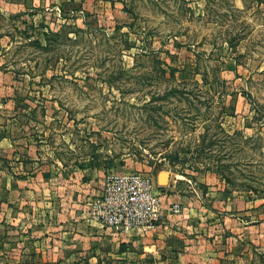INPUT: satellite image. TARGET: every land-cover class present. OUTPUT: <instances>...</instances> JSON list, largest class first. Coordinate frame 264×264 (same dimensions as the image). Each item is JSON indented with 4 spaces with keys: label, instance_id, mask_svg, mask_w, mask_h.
I'll use <instances>...</instances> for the list:
<instances>
[{
    "label": "rangeland",
    "instance_id": "obj_1",
    "mask_svg": "<svg viewBox=\"0 0 264 264\" xmlns=\"http://www.w3.org/2000/svg\"><path fill=\"white\" fill-rule=\"evenodd\" d=\"M65 9L0 19L28 94L0 137L46 172L44 191H0V264H264V0ZM20 155L17 176L36 167ZM120 182L181 211L161 232L107 225Z\"/></svg>",
    "mask_w": 264,
    "mask_h": 264
},
{
    "label": "crops",
    "instance_id": "obj_2",
    "mask_svg": "<svg viewBox=\"0 0 264 264\" xmlns=\"http://www.w3.org/2000/svg\"><path fill=\"white\" fill-rule=\"evenodd\" d=\"M86 1L88 2L89 0ZM81 3L82 0H0V19H23L27 16H41L43 14L44 18L49 15V18L57 20V17H59L58 13L66 12L65 10L67 9L65 8L74 10L79 8ZM2 47L0 45V51ZM23 86L22 77L8 72L0 57V116L5 118L8 123L10 120L13 121L18 115L15 110L17 99L19 97L24 99L28 95L27 93L22 94L21 87ZM0 130L5 131L1 126ZM7 130L9 131L7 136L0 137V191H20L18 192V196L22 194L21 191H24V194H34L35 191H44L42 182L45 183L44 177L46 172L42 170V166L36 163L39 161L36 151L30 143H26L24 147L20 146L23 142L19 141L20 137L15 135L16 129H11L10 131L8 126ZM17 152L22 157L23 155L27 156L29 161L33 162L32 165L36 166L37 169L35 167L34 170L31 169L29 172H18L19 175L17 176L11 167L12 155ZM14 160L19 161L18 157L14 158ZM212 195H215V193H212ZM172 197L169 199V202L175 201L176 196L173 195ZM162 215L163 217L157 226L153 229H148V231L161 232V229H164L162 227L164 224L166 228L167 222L169 223L172 220L168 207H162ZM182 222L185 225L186 222Z\"/></svg>",
    "mask_w": 264,
    "mask_h": 264
},
{
    "label": "built area",
    "instance_id": "obj_3",
    "mask_svg": "<svg viewBox=\"0 0 264 264\" xmlns=\"http://www.w3.org/2000/svg\"><path fill=\"white\" fill-rule=\"evenodd\" d=\"M140 191L137 186L126 187L122 182L111 184L106 192V203L98 206L104 212L103 221L117 228L136 227L153 229L161 221L162 207L149 186ZM178 206L169 208L171 216L180 213ZM111 215H110V214Z\"/></svg>",
    "mask_w": 264,
    "mask_h": 264
}]
</instances>
